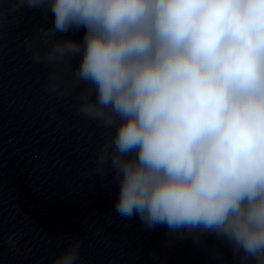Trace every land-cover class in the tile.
<instances>
[{"label":"clouds","instance_id":"clouds-1","mask_svg":"<svg viewBox=\"0 0 264 264\" xmlns=\"http://www.w3.org/2000/svg\"><path fill=\"white\" fill-rule=\"evenodd\" d=\"M25 7L54 16L48 49L25 48L51 69L45 92L84 85L78 113L114 128L96 175L118 183L117 214L264 264V0H0V27ZM80 28L82 42L58 35Z\"/></svg>","mask_w":264,"mask_h":264}]
</instances>
